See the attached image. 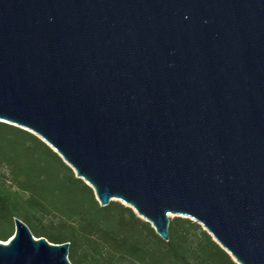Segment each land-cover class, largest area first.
Masks as SVG:
<instances>
[{
	"label": "water",
	"instance_id": "obj_1",
	"mask_svg": "<svg viewBox=\"0 0 264 264\" xmlns=\"http://www.w3.org/2000/svg\"><path fill=\"white\" fill-rule=\"evenodd\" d=\"M0 123L161 240L264 264V0H0ZM13 222L0 264H71Z\"/></svg>",
	"mask_w": 264,
	"mask_h": 264
},
{
	"label": "trees",
	"instance_id": "obj_2",
	"mask_svg": "<svg viewBox=\"0 0 264 264\" xmlns=\"http://www.w3.org/2000/svg\"><path fill=\"white\" fill-rule=\"evenodd\" d=\"M14 219L34 237L69 243L71 264H236L197 223L170 219L161 240L128 207L94 193L41 140L0 123V241Z\"/></svg>",
	"mask_w": 264,
	"mask_h": 264
},
{
	"label": "rangeland",
	"instance_id": "obj_3",
	"mask_svg": "<svg viewBox=\"0 0 264 264\" xmlns=\"http://www.w3.org/2000/svg\"><path fill=\"white\" fill-rule=\"evenodd\" d=\"M173 218H175V217H174V216H171V217H170V219H173Z\"/></svg>",
	"mask_w": 264,
	"mask_h": 264
}]
</instances>
